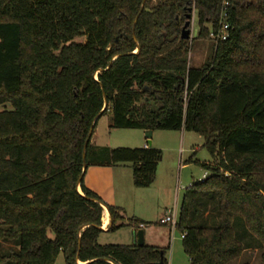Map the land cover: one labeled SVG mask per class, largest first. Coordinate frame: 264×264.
<instances>
[{"label": "trees", "instance_id": "16d2710c", "mask_svg": "<svg viewBox=\"0 0 264 264\" xmlns=\"http://www.w3.org/2000/svg\"><path fill=\"white\" fill-rule=\"evenodd\" d=\"M143 4L0 0V241L15 247L0 264H56L61 254L65 264H167L158 247L97 243L103 206L108 232L120 210L78 182L106 103L114 129L205 139L214 162L186 191L176 226L190 264L264 249V0H146L141 13ZM193 11L192 42L211 40L224 11L231 28L201 68L181 39ZM96 125L87 167L130 166L136 188L152 186L162 152L98 148Z\"/></svg>", "mask_w": 264, "mask_h": 264}, {"label": "rangeland", "instance_id": "374dc122", "mask_svg": "<svg viewBox=\"0 0 264 264\" xmlns=\"http://www.w3.org/2000/svg\"><path fill=\"white\" fill-rule=\"evenodd\" d=\"M159 0H152V5ZM191 38L188 44V60L191 67L201 68L210 63L213 55L214 42L194 41L197 38L199 27L195 11L191 19ZM76 41L85 42L78 38ZM6 109H10L9 106ZM112 113L109 110L97 122L93 144L98 148L111 150L125 148L138 149L147 144L146 132L137 129H114L112 127ZM152 148L160 150L163 154L159 164L155 182L149 188L139 189L134 186L133 174L130 167L129 182H119L115 193V206L119 209L120 218L115 220L116 231L100 233L97 243L99 245L133 246L134 224H146L145 245L164 249L167 264H190L182 244V235L178 229L172 231L169 225H160V221L171 212L179 217L181 204L186 191L195 183L202 182L206 174H210L203 164L214 162V158L204 147L205 139L200 135L186 131H154ZM109 212V211H108ZM234 231L237 236L244 235V229L239 219L234 222ZM15 250L13 243L0 241V255ZM264 249L250 250L233 264H262ZM56 264H65L61 254Z\"/></svg>", "mask_w": 264, "mask_h": 264}, {"label": "crops", "instance_id": "0c3cea01", "mask_svg": "<svg viewBox=\"0 0 264 264\" xmlns=\"http://www.w3.org/2000/svg\"><path fill=\"white\" fill-rule=\"evenodd\" d=\"M92 145L93 142L91 141ZM95 146V145H94ZM145 147H148L145 144ZM159 168V166H158ZM129 166H117V167H89L85 171L84 184L91 192L96 194L104 203L115 206V191L117 184L121 181L129 182L131 173ZM111 216L106 207L103 206V218L102 223L106 224L104 230L111 227ZM162 221V220H161ZM160 221V222H161ZM113 224V223H112ZM165 225V224H160ZM146 228V227H145ZM134 230V229H133ZM145 234V231H144ZM135 238V237H134ZM136 242V238H135Z\"/></svg>", "mask_w": 264, "mask_h": 264}, {"label": "water", "instance_id": "95a60500", "mask_svg": "<svg viewBox=\"0 0 264 264\" xmlns=\"http://www.w3.org/2000/svg\"><path fill=\"white\" fill-rule=\"evenodd\" d=\"M145 3H146V0H144V4H143V7H142V10H141V13L143 11V8L145 6ZM138 19V18H137ZM191 19L192 17L188 16V21L186 22L185 26L182 28V32H181V39L182 40H190L191 38V31H190V26H191ZM138 52H139V48H138ZM113 63V62H112ZM111 63V65H112ZM103 93L105 94L104 90H103ZM105 101H106V98H105ZM153 105V103H152ZM107 109V103L105 104V107H104V110L97 116V118L94 120L92 126H91V131H90V136H89V139L88 141L86 142L85 144V147H84V152H83V162H84V168H83V173H85V171L87 170V164H86V149H87V146L90 142V139L92 137V134H93V131H94V127L97 123V121L101 118L103 112ZM153 134L154 132L153 131H147L146 134H145V139L147 140V145L148 147H152V138H153ZM84 178V174L80 177V180L78 182V187L80 186L81 184V181L83 180ZM105 207V206H104ZM107 209V208H106ZM108 210V209H107ZM112 221H111V226H112ZM100 230L104 231L103 228H99ZM136 244L139 246V247H143L145 245V234H144V231L143 230H140L138 231L137 233V238H136ZM163 264V263H161Z\"/></svg>", "mask_w": 264, "mask_h": 264}, {"label": "built area", "instance_id": "2783aa9c", "mask_svg": "<svg viewBox=\"0 0 264 264\" xmlns=\"http://www.w3.org/2000/svg\"><path fill=\"white\" fill-rule=\"evenodd\" d=\"M224 6L226 8L227 4H225ZM230 29H231L230 25L227 22V13L226 11H224V13L222 14L221 21H220L219 32L215 33L214 31H212L210 33V39L216 43H218L219 41H226L229 38ZM207 176L208 174L205 175V178ZM178 218L175 213L171 212L165 216V218L161 221V223L170 225V227L172 228V231H174L178 223ZM104 227H107L105 223L103 224L102 228L104 229ZM144 228H145L144 225H140V229H144ZM182 238H184V236H182Z\"/></svg>", "mask_w": 264, "mask_h": 264}, {"label": "flooded vegetation", "instance_id": "af4514ba", "mask_svg": "<svg viewBox=\"0 0 264 264\" xmlns=\"http://www.w3.org/2000/svg\"><path fill=\"white\" fill-rule=\"evenodd\" d=\"M190 17H192V16H190ZM187 21H188V17H187ZM187 21H186V22H187ZM185 24H186V23H185ZM184 26H185V25H184Z\"/></svg>", "mask_w": 264, "mask_h": 264}]
</instances>
